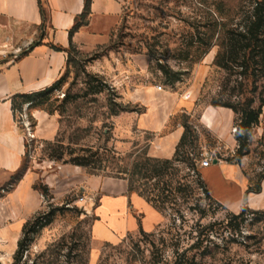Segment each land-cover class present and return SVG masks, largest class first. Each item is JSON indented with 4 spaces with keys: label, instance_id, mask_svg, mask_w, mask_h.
<instances>
[{
    "label": "rangeland",
    "instance_id": "1",
    "mask_svg": "<svg viewBox=\"0 0 264 264\" xmlns=\"http://www.w3.org/2000/svg\"><path fill=\"white\" fill-rule=\"evenodd\" d=\"M123 1L121 18L106 43L90 51L76 45L69 49L61 87L36 97L37 107L21 97L14 101L16 120L28 136L20 174L32 170L42 204L30 219L40 216L37 231L31 226L26 234L22 231L20 264H155L161 255L171 259L177 240L182 251L201 231L207 233L203 227L209 224L213 231L198 252L199 264H264V215L247 212L241 232L232 230L240 219H231L233 211L207 197L202 182L212 196L215 178L199 165L204 157L243 163L253 188L264 174V105L245 149L236 138L240 114L213 105L254 98L257 106L264 97V76L253 66L242 74L231 62L232 68L226 69L215 61L221 26L214 23L231 22L241 3ZM100 81L106 87L94 93L92 87ZM66 93L74 98L65 102ZM216 107L235 114L228 132L231 141L203 121ZM34 109L55 122L53 137L46 131L35 133ZM155 123L161 130L150 129ZM177 127L186 131L182 161L162 178L172 193L156 206L144 194H157V181L142 178L136 165L153 164L154 142ZM77 157H88L100 168L77 165ZM52 175L55 192L46 183ZM161 238L166 239L163 247Z\"/></svg>",
    "mask_w": 264,
    "mask_h": 264
},
{
    "label": "crops",
    "instance_id": "2",
    "mask_svg": "<svg viewBox=\"0 0 264 264\" xmlns=\"http://www.w3.org/2000/svg\"><path fill=\"white\" fill-rule=\"evenodd\" d=\"M123 4V0H90V12L82 18L86 0H0V264H14L23 227L42 207L40 193L33 188L32 170L27 168L20 174L26 162L28 136L16 120L14 101L18 95L42 91L59 80L68 68L72 45L90 51L106 43L121 18ZM25 43H31V48L14 57L13 50ZM213 110V115L207 113L203 121L223 140L231 141L228 132L234 112L228 108ZM32 116L37 135L46 131L51 138L56 134V124L45 111L34 109ZM150 129L159 131L161 127L155 123ZM183 133L182 127H177L155 141L152 156L171 159ZM203 169L215 178L212 197L229 210L238 212L245 205L264 208V179L260 192L250 191L251 181L243 163L218 159ZM46 183L54 186L53 175ZM52 190L55 192L54 187Z\"/></svg>",
    "mask_w": 264,
    "mask_h": 264
},
{
    "label": "trees",
    "instance_id": "3",
    "mask_svg": "<svg viewBox=\"0 0 264 264\" xmlns=\"http://www.w3.org/2000/svg\"><path fill=\"white\" fill-rule=\"evenodd\" d=\"M241 3L237 8V13L234 16V19L231 22H226L224 19L221 20L220 23H214V26L217 27L218 24L221 26L220 32L221 37L219 40V50L216 54L215 61L216 63L226 69H231L232 66L230 62L234 64V66L241 67L242 74H248V70L253 66L254 70H258L262 76H264V0H239ZM90 12V0H86L84 13L81 15L82 18L85 17ZM43 14V10H42ZM83 20V19H82ZM78 21L73 29H76L81 23ZM73 46V45H72ZM71 46V47H72ZM56 50H61L60 47L54 46ZM70 61H68V64ZM255 74V73H254ZM64 81V76H62L59 80L53 83L50 87L46 89L30 93L18 95L24 99V103H29V106L37 107L39 103H36V97L48 94L50 95L59 87H61ZM106 87V83L100 81L98 85L92 87L94 93L103 92ZM264 92V91H263ZM74 98L70 93H66L64 101H69ZM255 99L250 98L246 99L243 103H219L218 101H213L214 106H224L231 108L236 113L240 114L237 134L236 138L240 142V147L243 149L247 146V140L249 135L252 132V128L255 124H258L260 115L263 112L264 105V97H259V104L255 106ZM15 109V105H14ZM118 111L114 110L113 114H117ZM186 139V131L183 133L182 138L177 146L175 156L171 159H163V158H151L150 160L153 162L147 164L136 165L139 167V174H142V178H146L148 180L156 179V184L153 187V190H158V193L152 195V192L148 195L144 194L147 201L156 205L157 202H162L164 204L169 199V193H172L168 188L165 187V183L162 178L167 174L168 169L172 168L176 161H182L179 159L180 156V148L185 143ZM241 154V151H240ZM99 162L101 161L99 158L97 159ZM231 160V159H230ZM92 159L88 157H77L74 159V163L77 165L92 167L94 169H99L97 165H93ZM144 171V173H142ZM264 178V174L259 177L258 183L256 187H250V191L260 192L261 191V181ZM202 182V181H201ZM210 200H213V197L210 195L208 188L202 182L201 186ZM129 189H133L132 185H129ZM169 191V192H168ZM180 191V187L176 189V192ZM168 192V193H166ZM176 198V197H175ZM217 202V201H216ZM218 203V202H217ZM157 206V205H156ZM247 212H251L253 214L264 215V209H251L247 205L243 206L239 213L230 212L229 216L231 219L238 220L240 222L233 226L231 229L235 232H241V226L245 221V216ZM51 222L50 219L46 220V223L42 224V227L48 225ZM40 216L36 217L33 221L29 220L23 227V232L26 234L27 229L31 226V231H37L36 227L39 226ZM213 224L205 225L203 229L208 232L203 234L201 231L199 236L189 244L188 247L180 251V247L177 243H173L174 250L173 256L171 259H165L161 255L160 259L156 261L155 264H199V250L203 247L204 242L209 241L208 236L212 230ZM230 228V226H228ZM142 234H147L142 228L140 229ZM150 235H153L152 233ZM200 235H205V238L202 239ZM166 239L161 238L160 244L161 246H165ZM153 247L159 248L156 243L153 241ZM25 243L20 238L18 243V248L14 254V264H20L22 258V252L24 250ZM208 248V246H206ZM160 249V248H159ZM158 249V250H159ZM161 250V249H160ZM194 250H197L193 252ZM193 252V253H192Z\"/></svg>",
    "mask_w": 264,
    "mask_h": 264
},
{
    "label": "built area",
    "instance_id": "4",
    "mask_svg": "<svg viewBox=\"0 0 264 264\" xmlns=\"http://www.w3.org/2000/svg\"><path fill=\"white\" fill-rule=\"evenodd\" d=\"M31 48V43H25L23 45L18 46L17 48H15L13 50V55L14 57H18L20 56L22 53L28 51ZM159 89H162V86L159 85L158 86ZM217 158V157H216ZM220 159V158H217ZM215 158L214 157H204L200 162L199 165L200 167L206 168L209 167L213 162H214Z\"/></svg>",
    "mask_w": 264,
    "mask_h": 264
},
{
    "label": "water",
    "instance_id": "5",
    "mask_svg": "<svg viewBox=\"0 0 264 264\" xmlns=\"http://www.w3.org/2000/svg\"><path fill=\"white\" fill-rule=\"evenodd\" d=\"M218 161V159H215L214 162L216 163Z\"/></svg>",
    "mask_w": 264,
    "mask_h": 264
},
{
    "label": "bare ground",
    "instance_id": "6",
    "mask_svg": "<svg viewBox=\"0 0 264 264\" xmlns=\"http://www.w3.org/2000/svg\"><path fill=\"white\" fill-rule=\"evenodd\" d=\"M30 134H32V131L30 130ZM32 136V135H31Z\"/></svg>",
    "mask_w": 264,
    "mask_h": 264
}]
</instances>
